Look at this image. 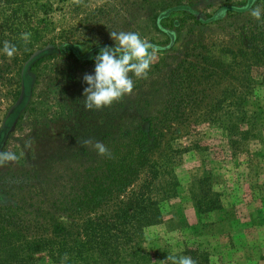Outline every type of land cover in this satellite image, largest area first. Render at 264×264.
<instances>
[{"label": "trees", "instance_id": "obj_1", "mask_svg": "<svg viewBox=\"0 0 264 264\" xmlns=\"http://www.w3.org/2000/svg\"><path fill=\"white\" fill-rule=\"evenodd\" d=\"M53 1L57 2L0 0V50L4 44L2 38L19 35L23 24L26 28L21 34L32 33L36 39L40 38L44 31L40 30V24L45 23L47 14L53 10ZM203 1L153 2L150 22L154 31L165 38L161 44L167 50H172L184 26L205 28L219 23L223 17L242 19L248 14L240 11L248 0H222L209 13L196 7ZM257 4L264 11V0H255L254 6ZM32 8L42 15L36 24L39 30L31 26L33 17L36 18L30 11ZM263 28L264 16L255 26L241 31L247 46L222 47L217 52L221 56L211 50H205L194 59L184 56L166 75L165 84L156 90L161 92V97L156 100L159 103L154 109L147 110L151 105L149 96L133 104L140 119L131 130L112 123L121 101L107 108L86 111L81 106L82 96L72 100L67 110L69 116L73 120L85 116L83 130L89 139L105 144L111 156H99L82 146L73 152L72 168L59 189L54 184L61 179L58 181L52 169L44 165L41 166L44 169H40L38 164H33L26 170L19 165L20 172L4 175L0 179V264H61L65 253L69 256L66 264H160L164 260L165 264H171L166 260L168 256H190L197 264H209L208 252L199 247L185 248L177 254L168 253L165 247L151 251L144 247L145 230L166 223L163 217L166 209L180 211L176 202L179 183L174 170L183 154L196 149L191 144L174 148L166 135L174 126L191 130L205 121L206 125L224 133L233 153L244 151L249 141L259 138L260 129L264 127L261 121L264 103L260 104L264 102ZM32 36L30 39L34 38ZM7 41L18 51L11 59L1 51L0 59L11 63L21 59L15 82L18 87L21 84L22 99L2 122L0 150L9 130L17 126L21 108L29 102L33 85L31 73L38 66L45 60L58 58V51L60 58L65 56L74 58L76 63H85L103 48L96 45L82 52L76 46L66 43L57 46L49 42L34 50L31 41L18 43L13 38ZM222 57H226V61ZM18 95L16 92L14 101ZM95 120L102 125H95ZM140 123H146V130L140 129ZM77 133L75 127L71 135L74 142L87 140H78ZM80 160H85V165L75 166ZM43 170H50V175H44ZM194 183L190 193L198 215L222 209L218 194L206 187L207 177ZM67 184L70 185L66 189ZM168 220L174 229L191 230L181 219ZM230 226L229 220L198 223L196 235L226 233Z\"/></svg>", "mask_w": 264, "mask_h": 264}, {"label": "rangeland", "instance_id": "obj_2", "mask_svg": "<svg viewBox=\"0 0 264 264\" xmlns=\"http://www.w3.org/2000/svg\"><path fill=\"white\" fill-rule=\"evenodd\" d=\"M157 1L160 0H80L79 3L74 0L53 1V10L47 14L45 23L40 24V30L44 29L40 38L36 39L31 35L34 38L29 41L34 50L41 48L42 44L53 42L57 46L61 43L76 46L83 52L96 45L114 47L115 42L109 35L113 31L138 32L147 41L151 39V44L157 46L159 52L148 77L139 80L133 77V94L121 100L112 118V123L121 129L131 130L140 119L133 110V104L149 96L151 105L147 110L154 109L159 103L156 100L161 97V92L156 90L161 88L162 83L165 84V77L175 63L184 56L194 59L205 50L221 56L217 52L222 47L247 46V41L242 37L245 34L241 31L255 26L258 22L246 14L242 19L223 17L219 23L205 28L191 29L190 26H184L179 30L172 50H167L161 44L165 38L154 31L150 22L154 10L153 2ZM219 2L223 1L204 0L196 7L209 13ZM30 11L36 17H33L31 26L39 30L36 24L42 15L36 8ZM8 21L10 22V18ZM25 28L23 24L19 35L2 38V43L12 38L18 43L24 42L20 32ZM7 35L6 33L5 36ZM58 53L59 51L56 54L58 58L45 60L31 73L33 85L29 102L21 108L20 120L15 128L9 130L7 140L0 150L12 151L19 159L0 166V179L8 173L20 172L19 165L25 170L33 164L44 169L41 167L44 165L52 169L58 181L61 179L54 184L59 189L65 184L63 179L68 177L72 168V154L82 147V142L78 144L79 141L74 142L75 138H71L75 127L78 128V140L89 139L83 130L86 117L78 116L73 120L67 110L76 97L82 96L84 100L83 92L88 85L83 81V76L94 74V58L99 52L92 54L85 63H76L74 58L65 56L60 58ZM222 59L226 61V57ZM19 60L11 63L0 59V128L12 107L22 99L21 84L18 87L15 82L21 65ZM254 76L258 79L256 74ZM141 80L143 82L138 84ZM16 92L19 95L17 101H14ZM261 117L264 122V115ZM200 123L198 128L191 130L174 126L175 131L166 135V140L174 148L191 144L196 149L183 154L174 170L179 183L176 202L181 208L180 211L175 213L166 209L163 213L166 223L145 230L144 247L150 251L165 247L170 254L180 253L185 248L199 247L208 252L209 264H264V127L260 129V136L256 141H249L244 151L233 153L221 130L206 125L205 121ZM98 124L102 125L95 120V125ZM140 129L146 130V123H140ZM26 141H31L30 146H26ZM84 161L80 160L75 166L83 167ZM50 170H43L44 175H50ZM204 177L208 181L206 187L218 194L222 209L198 215L192 206L190 190L197 179ZM69 185H66V189ZM62 191L65 193L63 189ZM60 218L68 221L63 216ZM168 219H173L172 222L181 219L191 230L174 229ZM224 220H229L231 224L226 233L196 235L198 223Z\"/></svg>", "mask_w": 264, "mask_h": 264}, {"label": "clouds", "instance_id": "obj_3", "mask_svg": "<svg viewBox=\"0 0 264 264\" xmlns=\"http://www.w3.org/2000/svg\"><path fill=\"white\" fill-rule=\"evenodd\" d=\"M79 3L80 0H74ZM255 0H248L240 11L247 12L251 18L261 21L264 11L259 6H254ZM226 10L220 13L225 14ZM110 38L115 42L114 47H103L99 54L95 56L94 74H85L83 81L88 85L83 92L85 99L83 107L86 111L93 109L100 110L112 106L121 101L125 96L133 94L136 79H146L153 65L159 49L142 38L138 32H109ZM31 33H22L21 38L28 42ZM9 59L13 58L18 49L15 45L4 41L0 50ZM31 141H26V146H30ZM82 146L95 151L99 156L110 157L107 146L100 141L87 139L82 141ZM19 159L12 151H0V166H5L10 162ZM69 256L65 253L61 257V264H66ZM167 261L171 264H197L190 256H168ZM165 264V260L160 262Z\"/></svg>", "mask_w": 264, "mask_h": 264}]
</instances>
